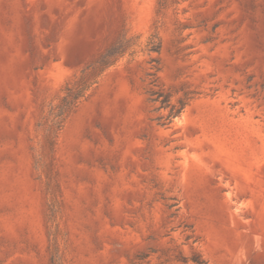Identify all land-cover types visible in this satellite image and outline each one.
I'll return each instance as SVG.
<instances>
[{
  "label": "rangeland",
  "instance_id": "374dc122",
  "mask_svg": "<svg viewBox=\"0 0 264 264\" xmlns=\"http://www.w3.org/2000/svg\"><path fill=\"white\" fill-rule=\"evenodd\" d=\"M0 264H264V0H0Z\"/></svg>",
  "mask_w": 264,
  "mask_h": 264
},
{
  "label": "trees",
  "instance_id": "16d2710c",
  "mask_svg": "<svg viewBox=\"0 0 264 264\" xmlns=\"http://www.w3.org/2000/svg\"><path fill=\"white\" fill-rule=\"evenodd\" d=\"M110 57L111 56H105V57H103L99 62H97V66L95 67V69H99L100 68V70H105L106 68H108L113 62L110 60ZM81 97V95H76L75 97H74V100L73 101H75V100H77V99H79ZM182 105H184V104H182ZM180 112L178 111V112H176V114H173V113H171L170 114V118L171 117H173L174 115H178Z\"/></svg>",
  "mask_w": 264,
  "mask_h": 264
}]
</instances>
